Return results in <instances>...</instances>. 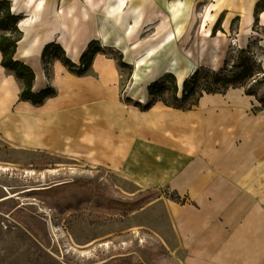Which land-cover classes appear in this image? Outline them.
<instances>
[{
	"label": "crops",
	"instance_id": "obj_1",
	"mask_svg": "<svg viewBox=\"0 0 264 264\" xmlns=\"http://www.w3.org/2000/svg\"><path fill=\"white\" fill-rule=\"evenodd\" d=\"M10 1L12 13L22 17L18 27L23 37L15 59L34 70L37 92L38 72L26 62L37 57L42 89L53 88L55 95L41 105L22 100L23 83L2 65L0 51V140L23 152L107 166L136 181L143 174L145 180L171 181L174 191L188 200L174 205L188 264H264V107L255 112V99L236 87L205 94L191 110L161 101L143 110L123 99L119 61L102 52L83 74L54 59L48 78L43 64L48 44L62 45L66 57L77 64L90 42L101 41L97 29L127 44L131 36L124 31L130 19L122 24L98 0L93 6L87 0H19L18 7ZM135 1L146 7L157 0ZM259 1L214 0L206 16L212 28L219 19L224 30L236 22L239 35H248V44L258 35L255 25L264 29V11L256 22ZM128 3L135 5L125 0L124 13L137 14L132 7L125 10ZM159 4L157 13L169 16L165 29L179 26L175 14ZM145 7L141 17H155ZM28 18L32 20L26 22ZM260 44L264 47V36ZM68 48L76 60L69 57ZM153 81L144 88V99L149 100L147 87ZM190 197L199 200L198 205Z\"/></svg>",
	"mask_w": 264,
	"mask_h": 264
},
{
	"label": "rangeland",
	"instance_id": "obj_2",
	"mask_svg": "<svg viewBox=\"0 0 264 264\" xmlns=\"http://www.w3.org/2000/svg\"><path fill=\"white\" fill-rule=\"evenodd\" d=\"M189 3L190 15L181 18L179 26L174 23L161 33H157L156 28L142 27L141 35L131 36L127 45L141 41L140 45L148 46L157 38L173 32L174 42L162 53L172 51L182 55L190 48L198 53V43L203 36L212 39L220 35L222 57L217 70L201 63L181 79L175 72L167 71L155 80L174 74L182 97L186 79L197 78L201 88L214 83L215 73L224 72L233 79L240 77L237 85H243L238 88L245 92L250 88L255 106L261 108L257 97L264 95V82L256 84L255 79L259 78V63L264 69V47L260 44L264 29L255 25L253 31L258 35L250 37V43L240 46L237 41L244 36L239 35L236 22L226 30L220 26L221 23L215 30L216 25L210 26L206 14L214 0H189ZM130 7L134 10L130 3L125 10ZM195 11L202 16L192 25ZM114 39L115 36L109 39L107 47H102L99 40H93L97 44L92 45L94 49L98 46L99 52L115 57L120 64H126L120 67L123 73L122 97L127 101L132 94L136 66L124 51L112 46ZM58 45L62 51L57 54L66 57L64 48ZM53 50L56 48H51L52 55L50 53L43 61L48 69V78L52 61L57 59ZM132 58L140 56L132 55ZM249 58L252 63L247 64L248 70L245 71L241 64ZM79 63L81 60L77 65ZM152 69L151 64L144 67L142 88L150 81ZM226 87L222 85L221 89ZM228 87L227 90L234 88L231 84ZM198 91L192 100L198 96ZM135 98L138 99L137 96ZM135 98L131 99L137 102ZM165 98L171 101L172 95L166 93ZM144 100L145 103L138 102L147 104L151 96ZM145 176L143 174L144 178L136 181L107 166L84 165L44 152H23L0 140V264H188L174 217V205L181 204L168 196L176 189L171 181L159 178L149 181ZM148 190L160 192L135 210L124 206L125 201L133 200ZM10 193L14 196L5 198ZM190 199L198 205L199 200ZM51 224L55 229L53 232Z\"/></svg>",
	"mask_w": 264,
	"mask_h": 264
},
{
	"label": "trees",
	"instance_id": "obj_3",
	"mask_svg": "<svg viewBox=\"0 0 264 264\" xmlns=\"http://www.w3.org/2000/svg\"><path fill=\"white\" fill-rule=\"evenodd\" d=\"M264 10V0H260L256 7V22L259 21V13ZM22 19L21 16L15 15L11 11V3L9 0H0V51L2 53V65L13 71L18 79L21 80L23 83V89L20 94V98L22 100H30L36 105H41L45 102L48 97L55 95V90L53 88H46L40 92L33 91V84L35 81V72L34 70L27 64L23 63L15 59V53L17 49L18 42L23 37V32L19 29L18 24ZM221 23V19H219L218 23L216 24L215 28ZM97 44V42L92 41V43L88 46L87 52L83 53L81 57V63L85 64V68L82 69L78 67L76 63L71 61L69 58L64 57V55H58L57 52L62 51L61 47L58 44H48L43 52V61L48 58L49 54L52 53L50 50L51 48H56L53 50L55 52L54 57L60 59L65 65H67L72 71H75L79 74L86 73L91 66L93 58L96 53L99 52L98 46L94 49L93 45ZM51 55V54H50ZM250 58L244 60L241 64V67L248 70L247 64L250 62ZM252 63V61H251ZM120 64V62H119ZM120 66H126L125 63L120 64ZM260 70L258 72V77L255 79V83H262L264 82V69L261 67V64H258ZM252 75V74H251ZM249 75V76H251ZM214 83H209L201 88H199V83L197 78H193L192 80H185L183 85V93L182 97L179 95V86L176 83V77L174 74L169 73L165 75L162 79L155 80L148 85V92L151 96V100L147 104H142L141 102H135L130 97L127 98V102H131L134 105L140 107L143 110H148L152 107V105L157 102L161 101L165 105L182 109V110H191L199 104L201 97L205 94H214V93H225L229 88V84L234 88L240 87L243 84L237 85L239 78L233 79L228 74L222 73H215L214 74ZM169 80H171L169 82ZM235 82V83H233ZM174 84V85H173ZM226 85V89L222 90L221 86ZM199 89V91L197 90ZM198 91V96L192 100V97ZM170 93L172 95V100L168 101L165 98V94ZM246 93L248 95H253L252 90L249 88ZM258 101L261 103V108L264 107V95L257 97ZM261 108L255 106L253 110L255 112L259 111ZM160 190V189H159ZM159 190H148L143 195H139L133 200H127L124 202V206L130 208V210H135L147 201L148 199L153 198L156 195H159ZM169 198L172 200H176L182 203H186L187 196L184 198L181 197L180 194L173 191L172 194L168 195Z\"/></svg>",
	"mask_w": 264,
	"mask_h": 264
},
{
	"label": "bare ground",
	"instance_id": "obj_4",
	"mask_svg": "<svg viewBox=\"0 0 264 264\" xmlns=\"http://www.w3.org/2000/svg\"><path fill=\"white\" fill-rule=\"evenodd\" d=\"M14 1V7H18L19 0H13ZM131 3L134 5V11L137 14H132L131 11L124 13L123 7L125 0H98L99 3H102L106 7V13L109 16H112L116 18L118 21L122 22V24L130 19V23L127 25L124 33L128 37L130 36H140L141 35V28L147 26L148 28H152L153 26H156L157 33H161L165 29L166 23L170 22L169 16L160 10L159 13H157L156 10H159V8H155L157 2H160L159 5H163L166 8H168L170 11H172L175 14V19H181L185 18L187 13L190 12V3L189 0H185L182 2L181 0H157L152 1V3H147L148 10H151L155 17L147 18L145 21L143 19L142 14L145 12V9H141L145 7V4L143 2L130 0ZM88 4L90 6H93V0H87ZM136 2V3H135ZM145 7V8H146ZM154 8V9H153ZM199 16L201 17V14H197L195 11L194 13V20L193 24H196ZM156 18L158 20L156 21ZM32 19L28 18L26 22H30ZM103 26V24H101ZM97 36L101 39L102 46L107 47L109 46V35L108 32L104 33V31L97 29ZM247 36L242 37L240 40L237 41V43L240 44V46H244L247 43ZM157 38L156 42L154 44H149L148 46H142L138 43L134 45H127L122 41L121 38H117L114 41V46L116 49H122L124 53L126 54V57H130V60L134 61V64L136 66V70L134 73V85L132 86V94L134 96H137L139 100L143 101V90L141 85V76H143L144 67L148 64H151L152 66V73L149 76V80L163 74L167 71H173L176 73L177 76L181 79L187 72L192 71L198 64H206L213 70H217L221 63V57L222 52L220 51V45L222 41V37L220 35L212 37V39L207 38L206 36H203L201 38V42L198 43V53L195 52L193 49H188L180 55L179 53L175 52H169L166 54H163L162 52L164 49L168 48L170 44H172L175 40V33H168L166 36ZM161 39V40H160ZM201 45V46H200ZM68 55L70 58L74 59V55L72 53V50L68 48ZM132 55L140 56V58H132ZM38 58L36 57H28L26 59V62L28 64H31L35 70L38 72V78H37V84H36V91L40 92L42 91V87L44 86L42 83H40V74L41 69L38 64ZM150 68V67H149ZM151 69V68H150ZM14 195L10 193V195L6 196L5 198H11ZM51 230L52 232L55 230L53 225L51 224Z\"/></svg>",
	"mask_w": 264,
	"mask_h": 264
},
{
	"label": "built area",
	"instance_id": "obj_5",
	"mask_svg": "<svg viewBox=\"0 0 264 264\" xmlns=\"http://www.w3.org/2000/svg\"><path fill=\"white\" fill-rule=\"evenodd\" d=\"M260 36H261V35H260ZM102 47H103V46H102ZM51 55H52V53H51ZM78 67L84 69V68H85V64H83V63L80 64V63H79V64H78Z\"/></svg>",
	"mask_w": 264,
	"mask_h": 264
}]
</instances>
